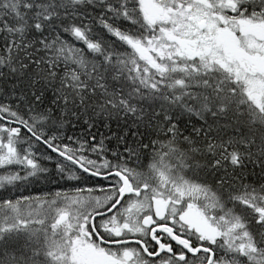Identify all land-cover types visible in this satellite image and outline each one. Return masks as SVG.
Segmentation results:
<instances>
[{
    "label": "snow or ice",
    "instance_id": "1",
    "mask_svg": "<svg viewBox=\"0 0 264 264\" xmlns=\"http://www.w3.org/2000/svg\"><path fill=\"white\" fill-rule=\"evenodd\" d=\"M0 264H264V0H0Z\"/></svg>",
    "mask_w": 264,
    "mask_h": 264
}]
</instances>
